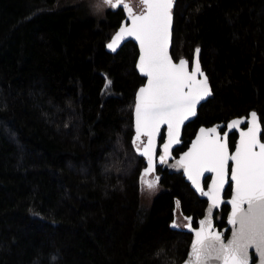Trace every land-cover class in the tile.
I'll return each mask as SVG.
<instances>
[{
  "label": "trees",
  "instance_id": "16d2710c",
  "mask_svg": "<svg viewBox=\"0 0 264 264\" xmlns=\"http://www.w3.org/2000/svg\"><path fill=\"white\" fill-rule=\"evenodd\" d=\"M173 12V57L192 61L198 48L212 88L174 153L200 126L251 111L264 139V0H176ZM125 18L122 6L98 15L87 1L0 0V264L186 258L192 234L172 224L197 223L207 201L162 169L161 190L143 198L139 50L132 41L107 49Z\"/></svg>",
  "mask_w": 264,
  "mask_h": 264
},
{
  "label": "snow or ice",
  "instance_id": "6c2138e0",
  "mask_svg": "<svg viewBox=\"0 0 264 264\" xmlns=\"http://www.w3.org/2000/svg\"><path fill=\"white\" fill-rule=\"evenodd\" d=\"M140 2L146 7L136 15L123 0H102L112 8H126L131 20L130 26L122 27L107 47L115 51L125 37H133L141 49L139 70L147 77V84L139 89L135 104V141L139 142L136 151L147 158V174L155 170L157 162L162 166L172 158L173 147L181 144L182 126L196 115L197 105L211 91L207 77L197 79L198 74L202 75L198 60L194 71H189L187 61L173 63L169 56L174 0ZM244 123L237 119L226 126L228 130H239L233 154L229 153L227 132L221 135L217 127L201 128L191 147L172 165L186 172L188 180L210 198L213 208L224 202L221 194L229 179L234 184V196L227 201L231 205V239L225 242L223 232L210 221H200L199 230L189 224L195 236L190 264H250L252 250L259 264H264V142L259 139L255 112L251 113L247 129L240 130ZM164 126L166 139L157 158V138ZM229 161L233 164L230 177ZM205 173L211 174L209 191L201 186ZM155 179L158 181L159 176ZM147 186L153 188L155 183L149 181Z\"/></svg>",
  "mask_w": 264,
  "mask_h": 264
},
{
  "label": "water",
  "instance_id": "95a60500",
  "mask_svg": "<svg viewBox=\"0 0 264 264\" xmlns=\"http://www.w3.org/2000/svg\"><path fill=\"white\" fill-rule=\"evenodd\" d=\"M175 5H176V0H174V4H173V8H172V26H171V30H170L171 34H170L169 48H168L169 56L171 57L173 63H179L180 60L187 61V67H188L189 71H194V69H195V63H196V61L198 60L199 63H200V68H201V73H202V75H201V74H198V75H197V79L203 80L204 77H207L208 85H209V88H210V91H211V94H212V88H211V83H210V80H209V76H208V74L206 73V71L203 69V66H202V64H201V62H200V50H199V53L195 52L192 61H190L189 59H187V58H185V57H182V58H180L179 60H176V59L173 57V54H172L173 34H174V12H173V10H174V8H175ZM145 7H146V6L144 5V10H145ZM132 10H133V8H132ZM144 10H143V11H144ZM143 11H142V12H143ZM142 12H133V13L136 14V15H139V14H141ZM125 13H126V18L123 20V22L121 23V25H120V26L118 27V29L115 31V33L113 34V36H112V38L110 39V41L108 42V44H110V43L112 42V40L115 38V36H116L117 34H119V31H120V29H121L122 27L130 26V24H131V20H130V18L128 17L127 9H125ZM128 41H132V42H134V43L137 45V47H138L139 55H138V59H137V63H136V67H137V70H138V72L140 73V75L143 76V77L145 78V83L141 86V87H144V86H146V84H147V77L144 76V74L141 73L140 70H139V58H140V56H141V54H142V53H141L140 46H139V42L136 41L135 38H133V37H125L122 41L119 42V44H118V46L116 47V50H115V51L109 49L108 47H107V49H108L109 51H112V52L115 53V52H117V51H118V50H119V49H120V48H121L126 42H128ZM108 44H107V45H108ZM141 87H140V88H141ZM140 88H139V89H140ZM139 89H138L137 94H136V102H137V96H138V93H139ZM210 96H211V95H210ZM210 96L206 97L205 100L201 101V103L197 105L196 115H195L194 117H190L189 120L186 121L185 124L182 126V128H181V132H180L181 144L173 147V149H172V158L168 161L167 164L162 165L164 168H168L170 173H182L183 176H184V178H185V180H186V182H188V183L190 184L191 188H192V189H193V190H194L199 196H201L202 198H204V199L207 200V205H206V208H205L204 214H203V216L198 220L197 225L193 226V224H192V222H191V221H192V218L189 219L190 222H188L187 224H185L184 227H183V226L181 227L179 224H177L176 220H175V221L173 222V224H172L174 228H179V229L185 230V231H187V232H189V233L192 234V240H191V243H190V246H189V250H188L187 256H186V258H185L181 263H179V264H190L191 250H192V245L195 243V236H194V231L188 229V225H189V224L191 225V228H192L193 230H199V227H200V223H199V222H200V221H205V220L210 221L211 224H212V226H213L217 231H221V232H223V236H224L225 242H227L229 239H231V234H232V231H233L232 226L229 224V219H230V216H231V205H230L229 203H227V201L231 200V199L233 198V196H234V184H233V182L229 179L228 183L225 185V188H224V190H223V192H222V194H221V198H222V200H223L224 202L221 203L217 208H213V207H212V204H211V200H210V198H209V197H206L200 189L196 188V186L193 185L192 182H191L190 180H188L186 172H185L183 169L175 168V167L172 166V165L175 163V160H176V159H179V157L182 156V155L184 154V152H186V151L191 147V144L195 141L196 137L199 135V130H200L201 128H206V129H207V128H212V127H217V129H218V131L221 133V135H224L225 132H227V134H228V143H229V153H230V154H233L234 151H235V146H236V145L238 144V142H239V134H238V133H239V130H228L226 126H227L228 124H230L233 120L240 119V120H244V121H245V123L242 124V125L240 126V130H246L247 127L249 126L248 122H249L250 119H251V113H252V112H255V113L257 114V125H258V129H259V139H260L261 142H264V139H263V137H262V134H263V125H262V122H261L260 115L258 114L257 111H251V112L249 113V115H247V116L245 115V116L234 117V118L228 120L227 122H220V123H216V124L209 125V126H207V125H202V126H200V127L198 128V130H197V132H196L194 138L192 139L191 143L189 144V146H188L184 151L180 152V154H179L178 156H176L175 153H174V151H175L178 147H180V146L183 144V134H184V129H185L186 125H187L188 123H190V122H192V121H194V120L196 119V117H197V115H198V110H199V108L202 106V104H203L204 102H206V101L208 100V98H209ZM135 104H136V103H135ZM134 128H135V107H134ZM232 133H236V134H237L236 143H235V146H234L233 149L231 148V146H230V141H229V140H230V136H231ZM135 135H136V133H135ZM135 135H134V140H135ZM162 135H164V138H163V140L161 141V137H162ZM161 137L157 138V143H156V155H157V158L159 157V155L162 154V143H163L164 140L166 139V126L162 127V129H161ZM141 139H144L143 141H146V137H142ZM141 148H142V146H141ZM145 159H146V166H147V158L145 157ZM146 166H145V168L143 169V174H145ZM158 166H161V165H159L158 162H157L154 171H156V169H157ZM232 166H233L232 162L229 161V169H228V170H229V177H230V175H231ZM154 171H153V172H154ZM151 173H152V172L147 173V175H148V174H151ZM208 176H211V174L205 173V176L202 177V179H201V186H202V188H203L204 191H209V190H210L211 179H210V181H209L208 187L205 188V186H204V180H205ZM229 184H232L231 195H230L229 197H225V192H226V189H227V187H228ZM224 205H228V206H229V211H228V213H227L226 225H225L224 227L221 228V227L218 226L217 223H216V214H217L218 211H220V210L223 208ZM250 264H259V258H258L257 254L255 253L254 250H252V251L250 252Z\"/></svg>",
  "mask_w": 264,
  "mask_h": 264
},
{
  "label": "rangeland",
  "instance_id": "374dc122",
  "mask_svg": "<svg viewBox=\"0 0 264 264\" xmlns=\"http://www.w3.org/2000/svg\"><path fill=\"white\" fill-rule=\"evenodd\" d=\"M70 1H78V0H70ZM79 1H87L90 5L92 11L98 15L104 14V12L108 8H110V6L103 4L102 0H79ZM128 1H129L128 6L133 8L134 11L136 10L137 12H140V10L142 9V6H143V4L140 2V0H128ZM123 3L125 4L126 1L124 0ZM108 90H109V88H108ZM142 181H143L142 182V184H143V198L146 201H150L161 190V187L158 184V181H156L154 174H151V175L144 174ZM149 181L154 182L155 187L149 188L147 186V183ZM178 221L181 225H184L188 222L185 218H182L180 216L178 218Z\"/></svg>",
  "mask_w": 264,
  "mask_h": 264
},
{
  "label": "flooded vegetation",
  "instance_id": "af4514ba",
  "mask_svg": "<svg viewBox=\"0 0 264 264\" xmlns=\"http://www.w3.org/2000/svg\"><path fill=\"white\" fill-rule=\"evenodd\" d=\"M124 1V0H123ZM126 1V3L125 4H127L128 5V3H129V1L128 0H125ZM123 7V6H122ZM126 9V8H125ZM144 10V5L142 6V9L140 10V12H142ZM134 11V10H133ZM134 12H137L136 10L134 11ZM233 134V133H232ZM231 134V135H232ZM237 135V134H236ZM142 140H144V139H142ZM232 148V147H231ZM180 154V153H179ZM178 154V155H179ZM176 155V154H175ZM178 155H176V156H178ZM160 169H162V170H167L168 172H169V169L168 168H164L163 166H158L157 167V169H156V171H154V172H152L151 174H154V177L156 178V176H159V171H160ZM151 174H148V175H151ZM183 175V174H182ZM184 177V176H183ZM210 179H211V176H208L205 180H204V186H205V188H207L208 187V184H209V181H210ZM231 190H232V184H229L228 185V187H227V189H226V192H225V197H229L230 195H231ZM195 192V191H194ZM196 193V192H195ZM197 194V193H196ZM198 195V194H197ZM199 196V195H198ZM199 197H201V196H199ZM202 198V197H201ZM204 199V198H203ZM206 200V199H205ZM207 201V200H206ZM228 206V205H227ZM228 211H229V206H228ZM219 212V211H218ZM218 212H217V214H218ZM228 213V212H227ZM216 214V223H217V221H218V219H220V217H221V215L219 214V215H217ZM180 217H182V218H185L188 222H190V218L188 219L187 217H185V216H180ZM178 218L179 217H177V221H178ZM179 222V221H178ZM187 222V223H188ZM192 222V224H193V226H195V224L197 225V223H193V221H191ZM186 223V224H187ZM178 224V223H177ZM180 224V223H179ZM218 225V224H217ZM225 225H226V223H225ZM180 226L182 227H184L185 226V224L184 225H181L180 224ZM219 226V225H218Z\"/></svg>",
  "mask_w": 264,
  "mask_h": 264
}]
</instances>
